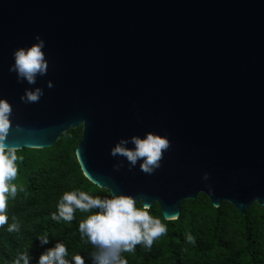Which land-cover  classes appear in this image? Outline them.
Instances as JSON below:
<instances>
[{
  "label": "water",
  "instance_id": "95a60500",
  "mask_svg": "<svg viewBox=\"0 0 264 264\" xmlns=\"http://www.w3.org/2000/svg\"><path fill=\"white\" fill-rule=\"evenodd\" d=\"M37 35L47 74L18 83L12 54ZM34 87L44 95L22 102ZM0 98L8 143L51 148L82 126L85 177L167 221L200 193L243 215L264 208V0H0ZM147 132L170 141L161 167L115 171L124 158L110 149Z\"/></svg>",
  "mask_w": 264,
  "mask_h": 264
},
{
  "label": "trees",
  "instance_id": "16d2710c",
  "mask_svg": "<svg viewBox=\"0 0 264 264\" xmlns=\"http://www.w3.org/2000/svg\"><path fill=\"white\" fill-rule=\"evenodd\" d=\"M83 127L71 128L51 148L18 150V189L15 198L8 199V224H19V231L8 232L0 227V264H13L19 254L28 252L31 264L47 249L62 242L68 249V259L82 255L85 264H92L90 254L96 249L82 240L78 224L90 213L75 212L71 223L52 220L57 204L65 192L76 189L93 196H110L83 174L76 156ZM138 207L143 208L140 203ZM149 214L160 219L167 233L154 241L151 249L137 245L134 252L122 253L127 264H264V208L253 204L245 215L232 204L213 206L206 194L181 205L180 217L164 219L160 206L154 203ZM48 234L49 243L40 245L38 236ZM195 243H188L187 236Z\"/></svg>",
  "mask_w": 264,
  "mask_h": 264
},
{
  "label": "clouds",
  "instance_id": "9594fccd",
  "mask_svg": "<svg viewBox=\"0 0 264 264\" xmlns=\"http://www.w3.org/2000/svg\"><path fill=\"white\" fill-rule=\"evenodd\" d=\"M35 43L28 47L17 48L12 56L13 61L9 72L16 74L18 83L26 82L35 85L38 77L47 74L49 62L46 59L45 41L35 36ZM47 86L53 87L51 81ZM44 95L40 87L26 88L20 97L24 103H36ZM12 107L5 99L0 98V227L8 225V232L19 231V224H8L7 208L9 197L15 198L17 192H23V186L17 187L12 183L17 178L18 146L7 142L10 132ZM17 131H21L19 126ZM129 145H132L129 147ZM170 147L167 135L147 132L143 137L133 135L129 138H121L110 149L112 157H122L113 165L115 171H119L127 162L129 170L139 168L145 174L151 175L161 167L163 154ZM202 179L208 181L209 174L205 172ZM99 187V185H97ZM211 189V186H208ZM90 213L79 222L78 231L82 240L94 246L96 251L90 254L92 264H127L122 256L125 252H134L137 245L151 249L154 241L167 233V227L160 219L149 214V206L143 208L137 206L136 198L125 194L112 192L110 196H93L79 189L65 192L57 204V211L52 213L55 222L64 221L71 223L75 219V212ZM40 245L49 243V235L38 236ZM188 243H195L194 237L187 236ZM68 249L64 243L57 241L51 248H47L40 256L37 264H85L82 255H73L70 259ZM13 264H31L28 252L18 255Z\"/></svg>",
  "mask_w": 264,
  "mask_h": 264
}]
</instances>
